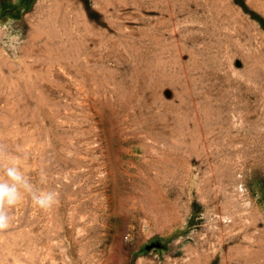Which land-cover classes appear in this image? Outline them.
Instances as JSON below:
<instances>
[{
  "label": "rangeland",
  "instance_id": "374dc122",
  "mask_svg": "<svg viewBox=\"0 0 264 264\" xmlns=\"http://www.w3.org/2000/svg\"><path fill=\"white\" fill-rule=\"evenodd\" d=\"M0 144V264H264V0H0Z\"/></svg>",
  "mask_w": 264,
  "mask_h": 264
},
{
  "label": "clouds",
  "instance_id": "9594fccd",
  "mask_svg": "<svg viewBox=\"0 0 264 264\" xmlns=\"http://www.w3.org/2000/svg\"><path fill=\"white\" fill-rule=\"evenodd\" d=\"M16 159L8 154L5 145L0 144V232L12 225L10 209L20 205L26 198L30 197L32 203L43 211L52 210L59 201L56 191L38 189L16 163Z\"/></svg>",
  "mask_w": 264,
  "mask_h": 264
}]
</instances>
